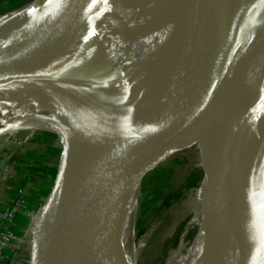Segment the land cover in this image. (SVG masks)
Listing matches in <instances>:
<instances>
[{
  "label": "water",
  "instance_id": "water-1",
  "mask_svg": "<svg viewBox=\"0 0 264 264\" xmlns=\"http://www.w3.org/2000/svg\"><path fill=\"white\" fill-rule=\"evenodd\" d=\"M98 1L64 0L45 16L27 18L0 32V89L42 84L40 78L15 70L23 60L82 102L91 121L83 128L70 122L67 140L64 131L55 132L63 151L49 201L33 223L30 264H91L102 258L105 238L114 236L111 219L118 207L110 199L99 204L104 234L92 222V198L140 161L133 170L132 193L137 200L143 178L159 162L160 146L178 145L188 132L199 142L198 125L238 186L264 211V109L263 135L257 144L244 132L238 101L240 87L264 61L260 0H217L204 18L188 23L189 30L180 24L181 32H173L166 41L172 48L179 40L180 48L165 75L127 110L118 105L110 109L106 103L120 92L110 78L74 77L75 58L59 60L44 51L57 41L91 44L101 24L88 22V16ZM186 2L191 5L192 0ZM256 99L263 105L264 75ZM6 127L0 123V135L8 132ZM132 139L137 140L135 146L126 147ZM200 207L203 212L204 206ZM243 208L235 209L242 213ZM228 221L224 215L209 233L205 230L203 264H264V221L256 231L247 230L244 220L236 225Z\"/></svg>",
  "mask_w": 264,
  "mask_h": 264
},
{
  "label": "bare ground",
  "instance_id": "bare-ground-1",
  "mask_svg": "<svg viewBox=\"0 0 264 264\" xmlns=\"http://www.w3.org/2000/svg\"><path fill=\"white\" fill-rule=\"evenodd\" d=\"M216 1L192 0L191 6L186 0H99L88 16V22L101 24L91 44L70 45L57 41L45 47L44 51L59 60L75 58L77 64L73 70L74 77L104 75L110 78L120 92L106 100V103L110 104V109L118 105L127 110L131 106H137L138 99L154 89L165 75L170 58L180 48L179 40L172 48L166 43L173 32H181V29L177 30L180 24H186L185 30H189L188 23L204 18L214 9ZM63 2L64 0H36L19 10L0 15V32L27 18L37 20ZM260 2L258 29L264 23V0ZM15 70L40 78L42 84L0 89V123L7 124L6 131L31 124L45 126L43 128L48 130L60 126L68 138L73 121L77 128L91 124L86 106L49 76L23 60ZM263 75L264 61L238 92L244 132L257 144L263 135L261 117L264 103L261 105L256 99ZM136 143L137 140L132 139L125 145L132 147ZM208 145L211 158L204 164L206 176L195 191L197 208L193 221L198 222L201 230L209 233L225 215L230 225L244 220L247 230L256 231L264 221V211L242 191L220 155L210 142ZM139 162L124 169L92 198V222L104 234L105 223L102 221L99 204L109 203L110 199L118 210L112 213L111 219L114 223V236L111 239L105 238L104 256L96 257V261L91 264H137L133 228L139 197L136 200L132 192L135 178L133 170ZM117 195L115 202L114 196ZM200 201L201 206H204L203 212L198 205ZM237 205L244 207L242 213L236 211ZM102 209H105V205ZM184 236L185 234L166 264H202L200 251L187 253L189 243ZM144 239L142 237L139 240L137 249Z\"/></svg>",
  "mask_w": 264,
  "mask_h": 264
},
{
  "label": "rangeland",
  "instance_id": "rangeland-1",
  "mask_svg": "<svg viewBox=\"0 0 264 264\" xmlns=\"http://www.w3.org/2000/svg\"><path fill=\"white\" fill-rule=\"evenodd\" d=\"M30 1L0 15L19 10ZM43 127L24 125L0 135V206L21 204L24 208L8 225L19 238L21 247L7 254L5 261L0 258V264H30L33 260V223L49 201L63 151V142L55 134L64 131L63 127L49 130ZM198 127L199 142L188 132L178 145L160 146L156 168L143 178L133 228L137 264H166L184 234L189 243L187 253L200 251L203 256L205 230L193 221L197 208L194 198L206 176L204 164L211 158V153L209 141L202 127ZM64 138L68 139L65 131ZM198 166L201 181L196 173ZM21 190L23 197H20ZM142 237L145 239L137 249Z\"/></svg>",
  "mask_w": 264,
  "mask_h": 264
},
{
  "label": "built area",
  "instance_id": "built-area-1",
  "mask_svg": "<svg viewBox=\"0 0 264 264\" xmlns=\"http://www.w3.org/2000/svg\"><path fill=\"white\" fill-rule=\"evenodd\" d=\"M22 192L21 190L20 197L22 196ZM23 209L21 204H17L16 206L9 205L0 210V258H3V261L8 259V252H13L21 247L19 238H17L14 230L8 225H11L17 219V216Z\"/></svg>",
  "mask_w": 264,
  "mask_h": 264
},
{
  "label": "crops",
  "instance_id": "crops-1",
  "mask_svg": "<svg viewBox=\"0 0 264 264\" xmlns=\"http://www.w3.org/2000/svg\"><path fill=\"white\" fill-rule=\"evenodd\" d=\"M26 0H0V13L2 12H6L7 10H10L12 8H14L17 5L22 4L23 2H25ZM8 201H10V198H7ZM2 207L0 206V209ZM21 216V215H20ZM11 252H8V254H10Z\"/></svg>",
  "mask_w": 264,
  "mask_h": 264
},
{
  "label": "trees",
  "instance_id": "trees-1",
  "mask_svg": "<svg viewBox=\"0 0 264 264\" xmlns=\"http://www.w3.org/2000/svg\"><path fill=\"white\" fill-rule=\"evenodd\" d=\"M196 173L198 174V176H199V180L201 181V170L198 171V170L196 169ZM190 184H191V182H190Z\"/></svg>",
  "mask_w": 264,
  "mask_h": 264
}]
</instances>
